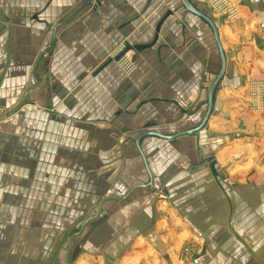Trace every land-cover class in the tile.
I'll return each mask as SVG.
<instances>
[{
	"label": "crops",
	"instance_id": "obj_1",
	"mask_svg": "<svg viewBox=\"0 0 264 264\" xmlns=\"http://www.w3.org/2000/svg\"><path fill=\"white\" fill-rule=\"evenodd\" d=\"M85 1L0 0V264H64L101 199L148 182L138 135L197 126L220 68L179 0H91L53 39ZM192 2L226 59L213 112L197 139L141 140L158 193L104 203L68 264H179L190 244L192 264H264V0H225L233 21Z\"/></svg>",
	"mask_w": 264,
	"mask_h": 264
},
{
	"label": "water",
	"instance_id": "obj_2",
	"mask_svg": "<svg viewBox=\"0 0 264 264\" xmlns=\"http://www.w3.org/2000/svg\"><path fill=\"white\" fill-rule=\"evenodd\" d=\"M180 5L182 7V9L189 13L192 14L193 16H195L196 18H198L210 31L212 37H213V41L216 47V51L220 60V68L219 71L217 73V75L215 76L214 80L212 81L209 89H208V93H207V100H206V111L204 113L203 118L201 119V121L199 122V124L197 126H195L194 128L188 130V131H184L181 132L179 134H175V135H171V136H167V135H161L158 133H154V132H143L141 134L138 135V137L135 140V146H136V150L138 152L139 157L141 158L143 167L146 171V175L148 177V182L144 185L141 186H134L131 187L127 193L125 194L124 197L122 198H116V197H106L101 199L98 202L97 205V211L94 214V216H92L91 218H89L88 220H86L80 227L79 231L76 232L74 235L70 236L67 242V251L66 254L64 256V264H68V257H69V253H70V249H71V242L74 238H76L77 236H79L81 234V232L83 231V229L85 228V226H87L89 223H91L92 221H94L95 219H97V217L100 215L101 211H102V206L104 203L106 202H123L125 201L129 195L138 189H149L154 193H158V191L155 189V187L153 186V178L152 175L150 173L146 158L141 150L140 147V142L142 139L147 138V137H151V138H157V139H161V140H173L176 138H180L183 136H189V137H194L195 139L198 138V133L203 130V128L206 126L207 121L209 119V117L211 116L212 112H213V104L215 101V96L216 93L219 89V85L225 75V71H226V59H225V54L219 39V33L217 30V27L215 25V23L206 15H204L203 13H201L195 6V4L192 2V0H179ZM91 5V0H86L84 2V4L74 13V15L70 18V20H67L66 22L55 26V28H53L52 31V38H55V34L58 28L68 24L69 22L73 21V19L75 18V16L81 11L83 10L85 7L90 6ZM125 53V52H124ZM114 61H118V58H116ZM23 104H27V102L22 103L21 105H19L17 109H19ZM15 110V111H16Z\"/></svg>",
	"mask_w": 264,
	"mask_h": 264
},
{
	"label": "rangeland",
	"instance_id": "obj_3",
	"mask_svg": "<svg viewBox=\"0 0 264 264\" xmlns=\"http://www.w3.org/2000/svg\"><path fill=\"white\" fill-rule=\"evenodd\" d=\"M1 9L3 10V4H0ZM215 7H218L216 9H219L221 11H226L227 13V18L230 21H233V19H235V17H232V13L234 12V8L230 6L229 3L225 2V0H219L218 2L215 3ZM264 28V26H263ZM129 52V51H128ZM118 57H120V60L122 59V64H120L121 66V70L124 72V74L126 75H130L133 70H134V66L130 65V67L127 65L128 62H125V60H130V57L128 56V53L125 52V54H123V56L119 55ZM123 57H125L123 59ZM125 64V65H123ZM249 101L251 104V109L254 112H264V82L263 84L260 81H255L252 82L249 86ZM161 197V196H159ZM194 245L190 244L187 245L185 247H183L182 251H183V257L180 259V263L179 264H192L193 259L192 257L194 256V252H195V248L193 247ZM66 249V247H65Z\"/></svg>",
	"mask_w": 264,
	"mask_h": 264
},
{
	"label": "built area",
	"instance_id": "obj_4",
	"mask_svg": "<svg viewBox=\"0 0 264 264\" xmlns=\"http://www.w3.org/2000/svg\"><path fill=\"white\" fill-rule=\"evenodd\" d=\"M202 1H205V2H209L213 7H215V3L218 2L219 0H202ZM215 8H218V7H215ZM123 56V55H121ZM118 58V61H116L119 65L122 64V59L120 60V57H117ZM125 57H123L124 59ZM125 62H128V66L130 67V65H132L131 61L130 60H125ZM125 65V64H123ZM121 67V66H120Z\"/></svg>",
	"mask_w": 264,
	"mask_h": 264
},
{
	"label": "bare ground",
	"instance_id": "obj_5",
	"mask_svg": "<svg viewBox=\"0 0 264 264\" xmlns=\"http://www.w3.org/2000/svg\"><path fill=\"white\" fill-rule=\"evenodd\" d=\"M153 186H154V184H153Z\"/></svg>",
	"mask_w": 264,
	"mask_h": 264
}]
</instances>
